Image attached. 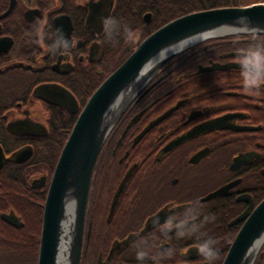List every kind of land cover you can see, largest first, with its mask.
Segmentation results:
<instances>
[{
  "label": "flooded vegetation",
  "instance_id": "obj_1",
  "mask_svg": "<svg viewBox=\"0 0 264 264\" xmlns=\"http://www.w3.org/2000/svg\"><path fill=\"white\" fill-rule=\"evenodd\" d=\"M196 2L0 0V264H38L53 153L70 118ZM246 74L261 80L249 86ZM25 149L31 157L16 162ZM263 200L264 38L203 42L162 66L105 144L80 264H223L238 219ZM209 240L212 257L201 250Z\"/></svg>",
  "mask_w": 264,
  "mask_h": 264
},
{
  "label": "water",
  "instance_id": "obj_2",
  "mask_svg": "<svg viewBox=\"0 0 264 264\" xmlns=\"http://www.w3.org/2000/svg\"><path fill=\"white\" fill-rule=\"evenodd\" d=\"M238 36H264V3L203 10L178 18L146 39L97 89L59 158L44 209L38 264L81 263L88 200L101 152L162 66L203 42ZM217 126L215 122L203 129ZM31 154L25 149L13 158L23 163ZM229 187L209 198L225 195ZM241 220L244 225L223 264H255L264 249V200Z\"/></svg>",
  "mask_w": 264,
  "mask_h": 264
},
{
  "label": "trees",
  "instance_id": "obj_3",
  "mask_svg": "<svg viewBox=\"0 0 264 264\" xmlns=\"http://www.w3.org/2000/svg\"><path fill=\"white\" fill-rule=\"evenodd\" d=\"M196 4L190 8V10H187V13L193 12V11H203V10H210V9H216V8H225V7H240V6H248L255 3H264V0H196ZM185 11L182 12L184 14ZM263 37L264 36H258ZM77 117H71L69 124H68V130L72 131L75 123H76ZM69 136L65 133L63 136V139L61 142L58 143V145L55 147V151L53 153V160H54V166L57 163V160L59 159L60 153L63 150ZM38 213H41V210L38 209ZM38 229L40 230V222L38 221ZM40 251L37 252V257H39ZM17 260L21 261L17 258ZM264 263V261L262 262ZM261 263V264H262ZM259 264V263H258Z\"/></svg>",
  "mask_w": 264,
  "mask_h": 264
},
{
  "label": "clouds",
  "instance_id": "obj_4",
  "mask_svg": "<svg viewBox=\"0 0 264 264\" xmlns=\"http://www.w3.org/2000/svg\"><path fill=\"white\" fill-rule=\"evenodd\" d=\"M128 39L129 40H134L135 39V35L134 33H132L131 31L128 32ZM261 80V76L259 74L255 75V76H248L246 74V84H248L249 86H253L256 85L260 82ZM169 227L171 226V222H169ZM202 252L205 253L206 256L208 257H212L215 255L213 249H212V241H206L201 248ZM145 255V253L143 252H139L138 253V259L142 258Z\"/></svg>",
  "mask_w": 264,
  "mask_h": 264
}]
</instances>
